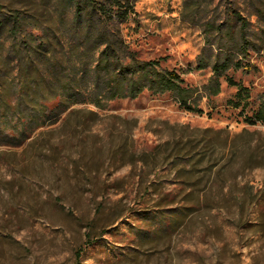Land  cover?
Instances as JSON below:
<instances>
[{"label": "rangeland", "instance_id": "obj_1", "mask_svg": "<svg viewBox=\"0 0 264 264\" xmlns=\"http://www.w3.org/2000/svg\"><path fill=\"white\" fill-rule=\"evenodd\" d=\"M132 1L125 38L198 88L203 111L146 90L104 108L76 104L11 148L0 158V264H264V165L243 168L264 134V123L247 122L264 99V0H234L262 47L251 50L253 69L221 76L216 95L211 66L197 60L221 51L202 23L223 18L226 0H191L187 9L185 0ZM63 2L0 0L4 71L14 65L9 15L58 22ZM228 76L251 89L250 106L231 103L238 88ZM251 186L260 196L241 215L235 195Z\"/></svg>", "mask_w": 264, "mask_h": 264}, {"label": "trees", "instance_id": "obj_2", "mask_svg": "<svg viewBox=\"0 0 264 264\" xmlns=\"http://www.w3.org/2000/svg\"><path fill=\"white\" fill-rule=\"evenodd\" d=\"M189 1L184 2L186 9ZM62 4L58 22L36 21V16L29 17L21 11L6 20L10 23V58L14 65L8 71L0 67V158L11 148L44 133L38 130L57 123L76 104L104 108L112 100L137 98L149 90L156 95L171 93L187 109L203 111L197 104V94L201 95L198 88L186 85L176 69L163 67L161 58H141L125 38L122 23L135 12L132 0H64ZM225 8L220 20L211 17L202 23L210 38L208 44L216 43L221 50L213 61L202 55L197 60L198 68L211 66L214 72L210 95L220 92V78L230 69H253L251 50L262 47L256 40L258 34L251 29V20L234 0H226ZM263 11L258 14L264 15ZM195 17L197 13L192 15ZM26 26L38 28L40 33ZM227 79L238 88L237 98L231 103L236 107L250 106L251 89L233 77ZM247 122L264 123V99ZM261 136L262 143L250 152L244 169L264 165V134ZM247 194L235 195L241 215L248 211L247 198L260 196H255L254 186ZM89 238L91 232L86 242Z\"/></svg>", "mask_w": 264, "mask_h": 264}]
</instances>
